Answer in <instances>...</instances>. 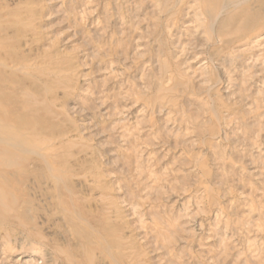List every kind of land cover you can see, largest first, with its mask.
Instances as JSON below:
<instances>
[{
    "label": "rangeland",
    "instance_id": "1",
    "mask_svg": "<svg viewBox=\"0 0 264 264\" xmlns=\"http://www.w3.org/2000/svg\"><path fill=\"white\" fill-rule=\"evenodd\" d=\"M205 7L0 0L38 145L0 264H264V29L228 42Z\"/></svg>",
    "mask_w": 264,
    "mask_h": 264
},
{
    "label": "bare ground",
    "instance_id": "2",
    "mask_svg": "<svg viewBox=\"0 0 264 264\" xmlns=\"http://www.w3.org/2000/svg\"><path fill=\"white\" fill-rule=\"evenodd\" d=\"M200 1L212 17V23H223L218 33L228 42L235 43L241 37H249L259 29H264V0ZM239 21L240 27L236 29ZM7 84V74H0V221L10 219L13 216L12 211L17 209L20 184L27 177L22 174L28 167L27 160L30 156L27 149L31 145H37L27 135V129L32 126L31 122H26L30 126L25 129V124L15 122L20 109L17 106L10 108L4 105L6 102L16 103L14 95L5 89Z\"/></svg>",
    "mask_w": 264,
    "mask_h": 264
}]
</instances>
